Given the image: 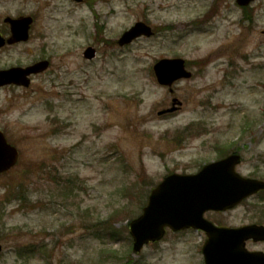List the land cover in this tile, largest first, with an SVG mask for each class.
<instances>
[{
  "label": "rangeland",
  "instance_id": "obj_1",
  "mask_svg": "<svg viewBox=\"0 0 264 264\" xmlns=\"http://www.w3.org/2000/svg\"><path fill=\"white\" fill-rule=\"evenodd\" d=\"M6 17L33 23L0 49V70L50 67L0 88V131L19 154L0 175V264H203V233L167 231L134 255L128 224L164 177L233 153L236 173L264 181V0H0L3 32ZM136 22L154 36L119 47ZM170 58L192 77L169 89L152 68ZM263 199L205 218L264 226Z\"/></svg>",
  "mask_w": 264,
  "mask_h": 264
},
{
  "label": "water",
  "instance_id": "obj_2",
  "mask_svg": "<svg viewBox=\"0 0 264 264\" xmlns=\"http://www.w3.org/2000/svg\"><path fill=\"white\" fill-rule=\"evenodd\" d=\"M81 2V0H74ZM254 0H237L239 6H247ZM10 24L11 38L8 44L25 42L32 23L31 18L6 19ZM152 35L151 29L143 23H136L118 40L119 46L130 44L133 40ZM4 40L0 37V47ZM87 60L95 58V50L87 48L83 54ZM48 68L42 61L26 69L12 68L0 71V87L16 85L27 88V78ZM158 83L171 87L180 79L191 78L180 59L161 60L153 68ZM17 151L6 143L0 132V173L6 172L17 161ZM238 155H230L218 162L204 166L193 175L172 174L153 189L142 214L130 225L133 239V253L141 251L144 245L161 240L165 229L174 232L193 228L203 231L207 241L202 248L204 264H264V253L249 252L246 242L264 241V227L249 225L240 228H217L203 218L206 211H227L248 197L264 191V182L246 179L235 172L240 164ZM1 251V246H0Z\"/></svg>",
  "mask_w": 264,
  "mask_h": 264
},
{
  "label": "flooded vegetation",
  "instance_id": "obj_3",
  "mask_svg": "<svg viewBox=\"0 0 264 264\" xmlns=\"http://www.w3.org/2000/svg\"><path fill=\"white\" fill-rule=\"evenodd\" d=\"M71 1H72V0H71ZM72 2H73V1H72ZM6 27H7V29H9L7 25H6ZM0 34H1V37L4 38V39H8V38H9V33H8V31H7V32H3L2 30H0ZM17 45H20V44H15V45H4V47L1 48V49L10 48V47L17 46ZM207 214H211V215H221V216L224 218V211L221 212V213H217V212H208V213H206L205 215H207ZM213 223H214V222H213ZM214 224H215L216 226H219V227L224 228V224H223V223H221V224H216V223H214Z\"/></svg>",
  "mask_w": 264,
  "mask_h": 264
},
{
  "label": "trees",
  "instance_id": "obj_4",
  "mask_svg": "<svg viewBox=\"0 0 264 264\" xmlns=\"http://www.w3.org/2000/svg\"><path fill=\"white\" fill-rule=\"evenodd\" d=\"M261 204L263 205L262 206V210H264V199L261 201ZM103 224H106V223H103ZM100 225H102V223H100ZM108 227H110V225L109 226H107V225H105L104 226V228H108ZM103 228V229H104ZM100 229H102V228H100ZM108 231L107 232H109L110 234H111V237L112 236H114V234H115V232L114 233H112V229L110 230V229H107ZM106 236H108L107 234H106ZM22 251H20V253H21Z\"/></svg>",
  "mask_w": 264,
  "mask_h": 264
}]
</instances>
